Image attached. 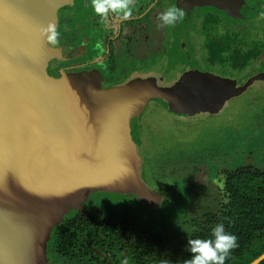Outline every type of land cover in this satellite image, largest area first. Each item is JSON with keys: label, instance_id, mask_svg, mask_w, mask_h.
<instances>
[{"label": "water", "instance_id": "obj_1", "mask_svg": "<svg viewBox=\"0 0 264 264\" xmlns=\"http://www.w3.org/2000/svg\"><path fill=\"white\" fill-rule=\"evenodd\" d=\"M194 1L245 19L262 6L259 0ZM71 3L0 0V264H44L52 228L96 190L161 203L162 193L141 176L130 130L148 101L164 100L174 113L217 114L264 80V71L239 84L190 69L170 85L147 76L106 88L80 72L52 76L46 68L52 50L40 29L58 24V10Z\"/></svg>", "mask_w": 264, "mask_h": 264}, {"label": "rangeland", "instance_id": "obj_2", "mask_svg": "<svg viewBox=\"0 0 264 264\" xmlns=\"http://www.w3.org/2000/svg\"><path fill=\"white\" fill-rule=\"evenodd\" d=\"M260 3L262 7L250 19H234L242 28L237 31L241 41L251 46L254 41L255 48H251L258 51L245 67L241 81L264 71V0ZM68 29L61 26L60 34ZM113 78L115 74L110 73L108 79L112 82ZM130 128L132 138L139 143L140 158L149 147L157 149L156 162L151 160L149 167L141 161L140 173L149 187L164 193L161 203L149 206L132 193L96 190L66 212L63 219L95 208L118 217L133 214L139 225L152 231L164 229L171 240L186 229L193 214L210 206L220 170L247 164L264 168V80H256L228 100L217 114L174 113L164 101L151 99L139 118L131 119ZM182 191L186 192L183 208L189 210L193 205L185 218L180 214ZM55 226L43 244L44 264H64L53 251Z\"/></svg>", "mask_w": 264, "mask_h": 264}, {"label": "flooded vegetation", "instance_id": "obj_3", "mask_svg": "<svg viewBox=\"0 0 264 264\" xmlns=\"http://www.w3.org/2000/svg\"><path fill=\"white\" fill-rule=\"evenodd\" d=\"M172 6L185 15L175 25L163 26L158 16ZM58 18V28L69 29L60 34L57 45L48 44L52 50L48 73L60 77L64 72H80L106 88L147 76H161L162 85H170L190 69L243 84L246 80L241 81L244 78L240 76L245 69H235L231 64L255 48L254 41L252 46L241 41L237 32L241 25L234 21L248 19L194 0H135L132 19L120 21L110 15L106 23L95 14L90 0H73L58 10ZM216 55L220 58L214 59ZM110 73L115 74L112 82ZM133 139L140 154L139 143ZM155 150L149 147L141 155L144 166L151 167V160L156 162Z\"/></svg>", "mask_w": 264, "mask_h": 264}, {"label": "trees", "instance_id": "obj_4", "mask_svg": "<svg viewBox=\"0 0 264 264\" xmlns=\"http://www.w3.org/2000/svg\"><path fill=\"white\" fill-rule=\"evenodd\" d=\"M257 54L253 49L231 66L243 70ZM221 171L210 206L193 214L186 229L171 240L164 229L152 231L139 225L133 214L118 217L95 208L92 212L71 213L58 222L53 251L64 264H123L125 259L128 264H183L192 255L188 239L212 238L211 229L223 223L225 230L238 238L239 245L225 264H250L264 253V168L247 164ZM182 194L180 214L185 218L193 205L189 210L183 208L186 192Z\"/></svg>", "mask_w": 264, "mask_h": 264}, {"label": "clouds", "instance_id": "obj_5", "mask_svg": "<svg viewBox=\"0 0 264 264\" xmlns=\"http://www.w3.org/2000/svg\"><path fill=\"white\" fill-rule=\"evenodd\" d=\"M90 3L102 23H106L110 15L120 21L133 18L135 0H90ZM184 15V11L172 6L162 11L158 19L163 26H173L181 21ZM40 34L49 45L55 46L59 43L60 31L54 22L50 21L41 27ZM211 237L189 238L187 248L192 255L190 259L184 260L183 264H225L231 251L239 246L238 238L227 232L223 223H217L211 229ZM123 264H128L126 259ZM254 264H258V261H254Z\"/></svg>", "mask_w": 264, "mask_h": 264}]
</instances>
